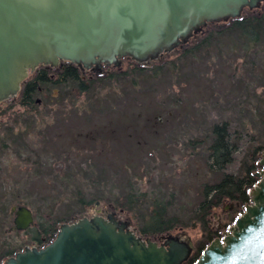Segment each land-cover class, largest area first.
Returning a JSON list of instances; mask_svg holds the SVG:
<instances>
[{"label":"rangeland","instance_id":"374dc122","mask_svg":"<svg viewBox=\"0 0 264 264\" xmlns=\"http://www.w3.org/2000/svg\"><path fill=\"white\" fill-rule=\"evenodd\" d=\"M263 9L264 2L241 13L259 14ZM230 21L208 23L184 44L139 65L174 60L207 32ZM211 47L158 78L142 77L138 85L112 83L87 96L69 89L51 98L38 95L35 115L17 106L10 108L21 92L2 101L0 139L7 145L0 153V243L6 242V248L16 253L24 249L25 241L28 247L35 243L32 233L10 231L14 221L10 210L18 202L26 203L45 227L51 221L60 226L83 216L108 219L111 214L159 246L171 236L187 238L193 255L199 243L207 242L208 231L213 240L231 232L245 211L239 201L225 198L213 207L206 229L194 214L203 200V185L221 178L208 166L213 124L229 122L238 144L228 173L242 175L245 164L255 166L253 174L263 169L259 161L264 155V55H247L240 42L230 37ZM120 62L124 69L138 64L130 58ZM116 67L79 68L81 74L93 77ZM6 108L8 113L2 115ZM19 114L28 117L21 129L14 121ZM199 138L206 141L193 144ZM78 192L92 201L83 214H78ZM126 192L146 194V204L154 199L169 203L170 214L182 224L160 235L141 234L136 215L108 201Z\"/></svg>","mask_w":264,"mask_h":264},{"label":"water","instance_id":"95a60500","mask_svg":"<svg viewBox=\"0 0 264 264\" xmlns=\"http://www.w3.org/2000/svg\"><path fill=\"white\" fill-rule=\"evenodd\" d=\"M264 0H0V103L23 91L40 66L70 63L88 69L158 59L208 23L235 20ZM245 211L223 239L194 264H264V155ZM99 205V202H96ZM10 231L35 225L30 207L12 206ZM113 215L62 223L52 242L25 247L4 264H184L194 257L187 238L159 246ZM195 254V253H194Z\"/></svg>","mask_w":264,"mask_h":264},{"label":"trees","instance_id":"16d2710c","mask_svg":"<svg viewBox=\"0 0 264 264\" xmlns=\"http://www.w3.org/2000/svg\"><path fill=\"white\" fill-rule=\"evenodd\" d=\"M227 37L239 41L242 48L247 52V55H250V53L264 55V9L259 14L248 13V15L232 20L224 28L210 30L195 45L186 47L180 56L163 63L142 66L131 64L126 69L118 66L115 70L102 74L99 73V75L93 77L81 74L78 66L67 62L61 66L59 65V67H55V70H49L48 66H44L23 83V91L16 98H13L10 108L17 106L35 115L38 103L36 97L38 95L51 98L56 96L61 90L69 89L76 94L87 96L112 83L128 82L131 85H138L142 77L158 78L166 71L175 70L187 58L196 57L197 54L204 50L212 48L211 46L215 45L217 41ZM7 113L8 110L6 108L2 115H6ZM26 115L19 114L14 120L16 125L19 124L20 129L28 121ZM1 127H4V124H0V129ZM230 131L231 124L227 121L211 126L213 137L208 148V166L211 172L220 175L221 178L212 184H204L202 187L203 200L196 208L194 218L202 222L205 229L208 224L206 217L213 207L222 204L225 198L239 201L245 205L250 200L248 196L249 191L257 182L256 175L253 174L255 166L245 164L242 175H232L227 172L228 167L233 163L235 153L238 151V144L232 139ZM1 141L0 139V153L7 145L5 141L1 144ZM204 141H206L204 138L192 140L193 144H199V142ZM257 150L260 149H256L255 152ZM145 196L146 194L126 192V194L115 195L113 199H108V201L114 203L121 210L134 213L136 219H138V227L141 234L146 236L167 233L182 224L179 217L170 214L169 203L160 199H154L149 204H146ZM101 198V196L95 197L96 200H101ZM77 202L81 205L78 214H83L87 206L92 203V201H87L83 193L80 192H78ZM16 206L28 207L23 202H18ZM35 217L37 220L36 224L30 227L27 233H32L31 237L35 242L33 246L41 247L52 242L61 225L58 226V222L51 221V219V223L45 227V223L41 221L42 219L38 215H35ZM1 226L2 224L0 228H3ZM16 233L19 234L20 231ZM212 234L211 231H208L207 242L199 243L194 257L184 264H194V261L199 257L204 248L213 240ZM7 245L6 242L0 243V263L3 261L5 263V260L14 256L17 252L14 248H6ZM27 245L28 241H25L23 247H28Z\"/></svg>","mask_w":264,"mask_h":264},{"label":"flooded vegetation","instance_id":"af4514ba","mask_svg":"<svg viewBox=\"0 0 264 264\" xmlns=\"http://www.w3.org/2000/svg\"><path fill=\"white\" fill-rule=\"evenodd\" d=\"M36 247H38V246H36Z\"/></svg>","mask_w":264,"mask_h":264}]
</instances>
